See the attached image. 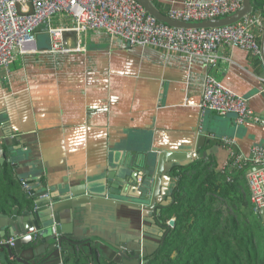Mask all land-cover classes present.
Here are the masks:
<instances>
[{"label": "crops", "instance_id": "1", "mask_svg": "<svg viewBox=\"0 0 264 264\" xmlns=\"http://www.w3.org/2000/svg\"><path fill=\"white\" fill-rule=\"evenodd\" d=\"M150 1L167 14L190 0ZM52 24L70 26L65 16L54 17ZM45 27L36 32L41 53L17 56L8 71L0 70V174L11 169L13 182L0 183V192L6 196L17 189L28 196L24 182L35 194L45 191L56 200L64 189L86 185L90 193L105 194L108 183L121 182L122 187L112 193L115 201L81 205L74 216L73 211L59 214L61 227L81 244L83 253L68 243L66 249L71 256L79 253L86 264H113L121 260L120 251L128 254L136 247L155 253L164 228L161 212L172 203L175 184L173 170L167 174L173 161H163L155 173L160 154L178 153L179 163L201 160L229 176L235 174L232 154L240 158V166L246 164V175L253 168L247 162L251 149L264 147L261 57L222 45L211 64L204 57L130 46L103 31L78 37L68 33V45L79 44L86 51L51 54L46 52ZM207 74L246 99L253 119L238 125L233 116L201 112ZM200 136L205 140L198 142ZM223 138L231 145H225ZM156 180L160 225L136 203H143L145 185ZM7 207L0 214L11 217L16 211L20 219L27 210L13 202ZM258 220L264 229V217Z\"/></svg>", "mask_w": 264, "mask_h": 264}, {"label": "built area", "instance_id": "2", "mask_svg": "<svg viewBox=\"0 0 264 264\" xmlns=\"http://www.w3.org/2000/svg\"><path fill=\"white\" fill-rule=\"evenodd\" d=\"M242 0L186 1L180 8L169 9L166 16L182 22H198L229 16L240 9ZM65 16L69 27L54 26L52 19ZM46 25L49 37L47 53L60 54L86 51L77 44L71 48L65 36L77 37L89 31H103L130 46H147L188 57H204L216 63L213 55L222 45L238 48L253 56H260V38L264 25L261 13L250 14L236 24L209 29H180L164 25L149 15L134 0H0V70L8 71L17 56L38 54L36 32ZM201 112L219 116L234 114L236 123L253 119L246 99L237 96L214 77L207 74L199 104ZM230 146L231 142L222 139ZM232 166L240 165V158L232 154ZM248 164L253 168L245 175L254 213L264 209V147L251 149ZM246 165V164H244ZM28 195L32 189L22 182ZM40 198H48V193ZM37 238L36 233H32ZM13 237L0 244L13 245Z\"/></svg>", "mask_w": 264, "mask_h": 264}, {"label": "trees", "instance_id": "3", "mask_svg": "<svg viewBox=\"0 0 264 264\" xmlns=\"http://www.w3.org/2000/svg\"><path fill=\"white\" fill-rule=\"evenodd\" d=\"M251 4V14L261 11L264 25V0H251ZM247 168L234 166L235 174L229 176L213 164L197 160L174 169L177 182L172 203L160 218L164 228L171 219L175 224L147 264H264V229L244 185ZM2 182L13 185L11 169L0 174ZM11 201L17 208L28 207L31 197L17 189L6 196L0 192V212ZM63 264L86 263L77 253L67 255Z\"/></svg>", "mask_w": 264, "mask_h": 264}, {"label": "water", "instance_id": "4", "mask_svg": "<svg viewBox=\"0 0 264 264\" xmlns=\"http://www.w3.org/2000/svg\"><path fill=\"white\" fill-rule=\"evenodd\" d=\"M134 1L160 23L180 29H209L229 26L238 23L252 12L251 0H242L240 9L229 16L198 22H182L168 18L166 14L160 12L150 0ZM260 57L264 65V28L260 36ZM226 116L236 117L234 114H228ZM202 139L205 140V137L200 136L198 142H201ZM180 157L181 155L178 153L165 152L160 154L155 173H159L158 169H160L163 161H173V164L167 169V174H169L174 170V165L183 168L186 165L191 164L193 159L188 158V162L179 163L176 159H179ZM150 177H152V175ZM173 179L175 181V184L173 185L174 188L176 187L177 179L175 177ZM159 184L158 180H156L153 185L151 182L146 184V187L144 188L145 199H142L143 203H141V201L136 202L138 205H142L141 207L143 210L151 212L153 220L158 225H160L158 217L161 211L159 209L160 205L155 201V198L157 193H159L157 191ZM120 187H122L121 182L117 181L116 183H108V192L105 194H98L90 193V191H87L86 185H82L81 188L74 187L68 191L64 189L61 197L56 200L49 197L40 198L48 192L44 191L35 194L32 191L28 194V196L31 197V203L24 212L23 219H20V217L17 216L16 211L12 212L11 217L0 214V219H7L4 223L0 222V240L6 238V236L7 238H15L12 246L4 243L0 244V264H63V260L66 256L71 255L66 249V247L70 245L74 250L81 249V253H83L81 244L74 241L70 235L66 234V229L61 227L62 224L59 221V214L61 212L73 211L72 215L74 216L75 210H77L78 213L80 212L79 207L81 205L93 202L99 204L105 200L113 202L116 199L112 197V193ZM65 194L68 195L65 196ZM137 204H135V206L139 207ZM32 206L34 207L33 209ZM257 216L258 219H262L264 217V209L259 210ZM174 224V220L171 219L167 222L166 228L160 230L158 245L156 246L157 249L163 244L168 233L173 229ZM34 232L36 233L37 238L33 237L32 233ZM49 241H52L53 243L47 245ZM66 243H68V246L65 245ZM63 245L64 247L62 248ZM43 247H46L45 251H42ZM59 250H63V252L60 253ZM120 253L121 260H113V264H147L149 257H151L154 252L144 253L143 250H139L136 247L130 250L128 254L126 251L124 253L120 251ZM123 259L127 263H123Z\"/></svg>", "mask_w": 264, "mask_h": 264}]
</instances>
